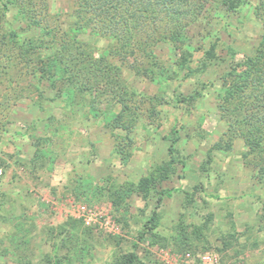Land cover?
<instances>
[{
    "label": "rangeland",
    "instance_id": "1",
    "mask_svg": "<svg viewBox=\"0 0 264 264\" xmlns=\"http://www.w3.org/2000/svg\"><path fill=\"white\" fill-rule=\"evenodd\" d=\"M20 3L12 0L0 15V31L36 39L42 28L26 20ZM36 3L42 23L68 31L95 55L109 54V39L69 28L74 0ZM257 3L235 12L207 4L180 42L194 52L189 72L167 41L153 49L162 74L109 54L124 88L100 83L79 97L68 79L53 87L31 76L20 57L8 71L0 62V264H123L131 252V264H202L205 252L219 264H264V182L242 156L240 138L229 148L217 144L227 128L225 72L254 52L263 32ZM119 91L131 98L126 129L112 119ZM117 190L125 197L120 208ZM79 203L99 207L108 227L85 225Z\"/></svg>",
    "mask_w": 264,
    "mask_h": 264
},
{
    "label": "trees",
    "instance_id": "2",
    "mask_svg": "<svg viewBox=\"0 0 264 264\" xmlns=\"http://www.w3.org/2000/svg\"><path fill=\"white\" fill-rule=\"evenodd\" d=\"M11 2L0 0L1 16L7 13ZM210 2L223 7L226 12H235L248 0H74L69 28L71 31H88L109 39V54L129 62L134 68L157 71L159 74L166 69L155 58L153 49L160 41L170 42L178 49L179 68L189 72L192 70L190 62L194 52L191 47H181L180 42L185 37L186 26L207 10L206 6ZM20 4L26 20L42 30L36 39L27 40L20 37L14 28L3 31L4 34L0 31L5 42L4 46L0 45L1 69L8 71L18 65L20 57L27 66H31L28 72L31 76H38V79L48 81L53 87L68 79V90H73L79 97L100 83L102 88H115L117 85L125 87L120 72L116 71L118 67L108 58L109 54L95 55L75 36L68 38V31L42 23L45 12L36 0H22ZM254 14L263 32L254 52L239 61H233L225 72L227 82L221 97L226 103L222 108L226 114L227 128L217 144L221 145L224 140L222 145L229 148L234 138H240L246 148L242 156L257 167L258 176L264 182V0H258ZM45 36L49 42L42 41ZM70 47L73 48L71 51ZM42 48L53 49L55 54L43 60L34 57V53L39 54L38 50ZM2 58L6 60L3 62ZM86 71L91 72L90 76L83 74ZM171 74L167 76L171 77ZM116 96L121 108L112 119L126 129V123H121L124 122L125 112H131V105L127 103L131 98L125 97L120 91ZM129 120V124L134 123V119L129 117ZM119 152L124 154L122 158L126 160V152L121 149ZM91 189L90 185L88 191ZM121 192L117 190L115 195L116 208L121 207V201L125 198ZM124 193L127 194V191ZM135 258L131 252L123 264H131Z\"/></svg>",
    "mask_w": 264,
    "mask_h": 264
},
{
    "label": "built area",
    "instance_id": "3",
    "mask_svg": "<svg viewBox=\"0 0 264 264\" xmlns=\"http://www.w3.org/2000/svg\"><path fill=\"white\" fill-rule=\"evenodd\" d=\"M76 210L78 212V216H80L85 225L101 228L108 227L109 222L105 219V214L99 207L91 206L86 203H79L76 206ZM199 256L202 264H219L217 255L213 253L205 252ZM185 257L189 258L190 253L186 252Z\"/></svg>",
    "mask_w": 264,
    "mask_h": 264
}]
</instances>
